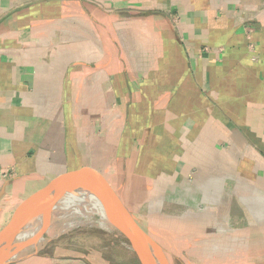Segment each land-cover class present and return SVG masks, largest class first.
Segmentation results:
<instances>
[{"label": "crops", "instance_id": "0c3cea01", "mask_svg": "<svg viewBox=\"0 0 264 264\" xmlns=\"http://www.w3.org/2000/svg\"><path fill=\"white\" fill-rule=\"evenodd\" d=\"M92 188L259 257L264 0H0V234Z\"/></svg>", "mask_w": 264, "mask_h": 264}, {"label": "rangeland", "instance_id": "374dc122", "mask_svg": "<svg viewBox=\"0 0 264 264\" xmlns=\"http://www.w3.org/2000/svg\"><path fill=\"white\" fill-rule=\"evenodd\" d=\"M201 208V212L207 210L204 205H201ZM209 210L213 209L209 208ZM218 215L222 221L220 224L222 228L227 230L233 228L230 202L220 206ZM134 216H137V213ZM138 222L163 247V256L169 264H264V252L261 251L262 248L264 249V235L256 238L262 240L256 245V256L259 257L256 260L245 261L237 257L239 249L233 251L237 243L233 241L232 231H210L207 235L202 233L192 235L191 230L182 227L185 222L188 224L187 221H182V226L177 229L175 226L180 225V222L175 220L173 222L167 219L139 220ZM209 222L207 223L210 224L209 229H215L216 219L213 218ZM45 240L50 241L45 247L43 246L42 253L19 264H143L138 253L124 245V242L131 244L129 240L97 227L75 228L55 238L43 234L41 242L44 243ZM29 249L30 252L37 248L33 245ZM48 256L51 259L47 258Z\"/></svg>", "mask_w": 264, "mask_h": 264}, {"label": "water", "instance_id": "95a60500", "mask_svg": "<svg viewBox=\"0 0 264 264\" xmlns=\"http://www.w3.org/2000/svg\"><path fill=\"white\" fill-rule=\"evenodd\" d=\"M92 211L106 213L143 264H169L163 247L140 225L117 197L103 188L60 192L30 205L22 219L0 234V264H15L41 253L44 230L57 220L82 216ZM46 244V245H47ZM35 251H28L31 246ZM44 246V247H43Z\"/></svg>", "mask_w": 264, "mask_h": 264}, {"label": "bare ground", "instance_id": "6f19581e", "mask_svg": "<svg viewBox=\"0 0 264 264\" xmlns=\"http://www.w3.org/2000/svg\"><path fill=\"white\" fill-rule=\"evenodd\" d=\"M79 227H97L109 232L112 235L123 237V234L118 227L113 223L110 217L100 211H92L82 216L69 217L67 219L57 220L44 230V234L48 237H58L64 233H68L70 230ZM41 239L37 242L40 244ZM132 251H135L132 244L124 242Z\"/></svg>", "mask_w": 264, "mask_h": 264}, {"label": "built area", "instance_id": "2783aa9c", "mask_svg": "<svg viewBox=\"0 0 264 264\" xmlns=\"http://www.w3.org/2000/svg\"><path fill=\"white\" fill-rule=\"evenodd\" d=\"M13 170V168H8L5 172H4V174H12V171Z\"/></svg>", "mask_w": 264, "mask_h": 264}]
</instances>
